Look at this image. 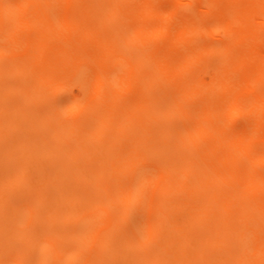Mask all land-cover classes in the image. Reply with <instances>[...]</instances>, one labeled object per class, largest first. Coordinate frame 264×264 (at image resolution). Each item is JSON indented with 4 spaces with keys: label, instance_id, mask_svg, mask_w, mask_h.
I'll return each mask as SVG.
<instances>
[{
    "label": "bare ground",
    "instance_id": "6f19581e",
    "mask_svg": "<svg viewBox=\"0 0 264 264\" xmlns=\"http://www.w3.org/2000/svg\"><path fill=\"white\" fill-rule=\"evenodd\" d=\"M0 264H264V0H0Z\"/></svg>",
    "mask_w": 264,
    "mask_h": 264
},
{
    "label": "rangeland",
    "instance_id": "374dc122",
    "mask_svg": "<svg viewBox=\"0 0 264 264\" xmlns=\"http://www.w3.org/2000/svg\"><path fill=\"white\" fill-rule=\"evenodd\" d=\"M174 11H175V13L177 14V16H178L179 18H185V17H187V16L189 15L187 9H186L182 4L177 5V6L175 7ZM208 39H209L210 41H214V42H219V41H220V39H219L218 37H214V38H212V37H208ZM9 81H10V82H14V81H16V80H15V79H9ZM77 85H78V87L80 88V90L85 91V90L88 89L89 83H88V81H87L86 78H82V77H80V78H78V80H77ZM68 96H69V92H68L67 90L61 92V93L59 94V96H58L57 102H58V103L62 102V101H63L65 98H67ZM182 122L184 123V121H182ZM185 122H186V120H185Z\"/></svg>",
    "mask_w": 264,
    "mask_h": 264
}]
</instances>
